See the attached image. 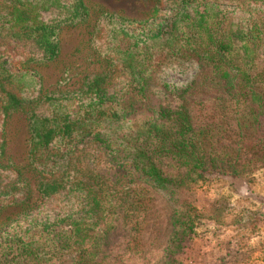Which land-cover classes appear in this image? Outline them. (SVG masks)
I'll use <instances>...</instances> for the list:
<instances>
[{"label":"rangeland","instance_id":"1","mask_svg":"<svg viewBox=\"0 0 264 264\" xmlns=\"http://www.w3.org/2000/svg\"><path fill=\"white\" fill-rule=\"evenodd\" d=\"M211 2L218 7L215 25L211 26L218 34L238 29L246 20L257 24L254 29L261 34L253 63L259 67L251 66L252 55L246 56L239 49L244 41H239L235 50L245 57L250 71L261 75L252 83L264 92V0H185L183 4L189 11L199 13L209 4L205 13L209 20L214 14ZM84 3L88 9L86 19L59 28L60 49L55 59L41 63L13 62L11 66L26 100L8 112L3 129L0 127L4 143L0 153V183L13 184L16 178L23 179L27 196L17 204H6L9 200L0 197V260L13 257L12 251L3 252L2 246L17 233L32 242L36 264H71L79 255L82 256L77 258L79 264H166L175 231L173 215L175 210H183L193 215L195 224L181 241L172 264H244L247 259L244 240L255 237L257 226L264 227V217L259 218L264 208L261 205L264 95L256 98L261 102L232 95L219 99L216 94L204 100L199 88L194 86L193 91H187L190 99L196 98L191 103L194 123L201 129L208 128L209 136L212 134L228 147L240 148L237 160L247 166L238 175L209 170L203 179L180 189L175 200L155 180L137 171L129 157L115 153L118 143L110 146L105 143V147L98 143L89 156L78 151L81 154L78 168L86 176H97V182L100 179L103 186H108L106 192L94 197L93 189L80 187L54 198L39 193L40 175L29 159L32 112H63L69 107L84 115L91 101L90 96L81 94L87 80L110 71L118 63V70L112 74L109 99L122 107L125 115L112 125L102 120L98 125L106 126L107 131L120 132L116 137L129 135L141 117L153 116L164 100L174 98L173 87L185 86L203 72L196 59L180 60L173 51H159L154 55L157 64L153 83L146 91L148 107L138 102L132 104L128 99L134 93L129 84L131 59L144 58L139 67L147 72V43L152 39L147 28L162 23L170 25L171 19L179 18L177 0H84ZM155 5L159 12L152 16ZM179 37L180 34L175 38L162 33L153 40L173 45ZM112 50L124 60L111 59ZM47 95L58 99L49 105L44 101ZM26 188L15 190L14 194L22 197ZM55 216L58 220L54 221Z\"/></svg>","mask_w":264,"mask_h":264},{"label":"trees","instance_id":"2","mask_svg":"<svg viewBox=\"0 0 264 264\" xmlns=\"http://www.w3.org/2000/svg\"><path fill=\"white\" fill-rule=\"evenodd\" d=\"M184 1L177 0V14L180 17L171 19L170 25L162 23L154 25V28H147L150 33L148 37L152 38L147 43V72L139 67L140 60L144 58L139 59L137 56L134 61L131 59L129 84L134 88V93L128 99L132 104L138 102L145 108L148 107L146 96L150 84L153 83L151 79L157 64L154 55L159 51H173L180 60L196 59L201 63L203 72L196 74L187 85L173 87L174 98L164 100L153 116L141 117L137 128L129 135L123 133L116 137L120 132L107 131L106 126L102 128L98 125L100 120L112 125L125 115L122 107L114 105L109 99L112 74L118 70V63L110 71L96 74L87 80L81 94L90 96L91 101L84 115L74 113L69 107H65L63 112H32L29 121V159L40 175L37 189L43 197L54 198L80 187L93 189L94 193L91 190L89 193L92 192L94 197L106 192L108 186H103L100 179L97 182V176H86L78 168L81 155L78 151L89 156L98 143H103L104 147L106 144L110 146L118 143L119 148L113 151L129 157L137 171L155 180L175 200L180 189L188 183L203 179L209 170L228 171L238 175L247 166L237 160L239 147H228L212 134L209 136L208 128L201 129L194 123L191 103H195L196 98L190 99L187 91L199 88L204 100L216 94L219 99L232 95L251 97L253 101L261 102L256 98L263 97L264 92L257 90L252 83V80L261 75L250 71L245 57H241L235 50V45L244 41L239 49L246 56L252 55L249 58L251 66L259 67L253 62L259 48L256 41L260 39L261 31L254 29L257 26L254 20H246L238 29H229L218 34L215 29H211L218 14L215 2H211L214 14L208 20L205 13L209 4L199 13L197 10L191 12L185 8ZM158 12L159 7L155 5L152 16ZM87 14L84 0H0L1 129L8 112L18 108L26 100L22 85L11 69L13 62L41 63L55 59L60 49L59 28L82 21ZM148 21L149 19L147 23ZM161 32L175 38L180 34L178 42L169 45L153 40L161 36ZM249 51L253 53L248 54ZM110 54L111 59L119 62L124 60L115 50ZM57 99L47 95L44 101L50 105ZM3 146V140L0 139V153ZM24 187L26 188V182L20 178H16L13 184L0 183V197L4 196L10 201L6 204L23 202L27 196V188L22 197L16 196L14 191ZM121 219L125 221L126 217ZM55 220H58L57 216L54 217ZM173 223L175 231L168 247L166 264L173 263V255L195 224L193 215L183 210H175ZM2 249L4 253L12 251L14 255L10 260L1 259L0 264L38 263L32 242L17 233L4 242ZM80 256L74 257L71 264H79L80 259L77 258Z\"/></svg>","mask_w":264,"mask_h":264},{"label":"crops","instance_id":"3","mask_svg":"<svg viewBox=\"0 0 264 264\" xmlns=\"http://www.w3.org/2000/svg\"><path fill=\"white\" fill-rule=\"evenodd\" d=\"M262 207H264V201L262 202ZM263 214L259 215V218L264 217V208L262 210ZM258 219V218H257ZM245 242V260L244 264H251L252 262H257L256 264H264V227L260 226L256 228L255 237L246 238ZM255 258V261H252L251 258ZM208 259V258H207ZM215 260V259H213ZM211 261V260H207ZM198 264H209V263H198Z\"/></svg>","mask_w":264,"mask_h":264}]
</instances>
